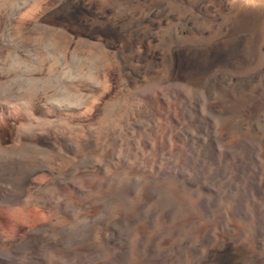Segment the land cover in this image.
Masks as SVG:
<instances>
[{"label":"rangeland","instance_id":"1","mask_svg":"<svg viewBox=\"0 0 264 264\" xmlns=\"http://www.w3.org/2000/svg\"><path fill=\"white\" fill-rule=\"evenodd\" d=\"M16 1L17 0H11V1L2 0L1 1L0 6L3 5L4 8L6 7V9L4 8L1 9L0 7V11H1L0 18L2 17L0 20L1 22L0 23L1 24L0 25V36H2L3 32L4 33L6 32V30L4 31V29L7 26L8 21H9L8 26L10 28L9 30L17 31L16 29H18V23L20 22V20L27 19V18L30 19L34 17L36 18L39 15V12L41 14V12H44L42 10L49 8V6L52 7L58 0H46L48 2H45V0H28L26 2H24L25 0L24 1L20 0L19 8L17 9L16 7H14L13 9V6L11 5H13L14 2ZM152 1L154 2V0H149V2H152ZM227 1L228 0H216V1L215 0H197V1L196 0H182V1L181 0H170V1L163 0L162 1L163 5L154 7L152 9H150L152 7V6H149L150 3H146L145 12L148 13L147 18L145 19L146 23L144 20L143 23H145V25L143 24L142 27L139 26V29H141L144 32V33L142 32L143 33L142 36H145L146 38L145 37L144 39L142 38L145 43L143 42L142 44L137 46V48L133 49V51L139 50L140 52L139 51L138 52L141 54L140 57L137 56L138 54L136 55L135 57L136 61L134 59V61L127 62L126 59L124 60V58H121L120 56L115 54L117 52L116 51L117 46L113 43L112 38L109 36L110 38H108L109 41L107 42V47L109 51L110 50L111 51L109 52V55H107V61L110 64L107 63L109 69H107L106 71V74L108 75L106 77H109V78H106L108 79L106 84H103V85L101 84V86H100V83L97 81H94V83L92 82L93 85H92L91 91L94 95H96L97 93L98 95L96 96L92 95L93 97L89 103L90 105L87 104L86 105L87 107L85 106V108H83L80 111L82 116L79 115L80 117L78 116L79 118H77V120L70 119V121L67 120L68 122L67 121L66 122L68 124L69 123L72 124L73 126L77 125L76 126L77 129L75 126H74L75 129L73 128V126H71L72 129H74V131L78 129L80 131H83V130H86L87 128H89L90 130L91 127H94L95 129V127L100 126V123L103 120L102 118H105V117L109 118V119L106 118L107 122L109 120L108 122L110 126V127L108 126V129L110 128L108 130L109 136L113 135L112 137H117L118 142L122 143V144L120 143L121 144L120 146L119 143L117 145H114V143L111 142L110 148L112 149L114 148L115 156H113L111 160V158L110 159L106 158L104 154H101L103 152L102 150L95 151V152L91 151L90 154H92L93 156L89 154V151H87L84 154L85 159L82 158L81 160H78L74 164L70 162L68 163V160L62 158L63 155L59 156L60 159L59 157H56L55 161L56 163L59 164V167L55 169V173L53 175L58 176V178L57 180L53 181L51 177L53 176L52 174L51 176L50 175L46 176L48 178L47 181H49V183L46 182L45 184L46 189L44 190V196H43L44 199L42 198V200H39V199L37 200L35 199L36 197L34 193L29 192V193L23 194V196H21L22 198H18L17 201L16 200H14L15 202L12 201L11 203L13 205L7 202H3V203L1 202L2 204L0 203V227H1L0 228V240H1L0 241V251L2 252L9 251V249L12 247L10 246V244L12 243H15V242L27 243V240L28 242L32 241L34 239L33 237H34L35 232L41 228H46V229L56 231V232L59 231L60 233L66 234L67 237L72 235L73 232H77L79 230L80 231L82 230V234L84 232L82 237H86L85 234L87 233L89 229H95V232H97V237L95 238L97 242L94 239L91 240L87 238L81 239V240H75V241L73 240L69 244V246H67L68 250L60 249V252L58 251V254H57L58 258L56 257L55 259H50L51 255H49L48 252H45L44 258L46 259V261L43 260L42 263H41V260L38 261V263L37 262L30 263L27 261L23 262L20 259H15V257L13 258L14 259L13 260L9 257L4 256L6 259L4 257L3 258L1 257L0 264H6V262H8L9 260L10 262L11 260H13L12 264L15 261L17 262L19 261V262L18 263L15 262L14 264H72L73 261L79 264H204L207 261L206 257H207V251L209 250L208 248L211 247L210 249H213V248L217 249V248H220L224 243H228V242H230L231 244L233 243L237 247L245 248L246 251H248L250 255L264 256V196H263L264 193L263 192L262 193L260 192V194L255 193L250 188H247L248 190L245 191L243 187H240L239 190L235 192L233 191L229 194L230 199L226 200V202L224 201L223 203H216L217 204L216 206L214 205L210 207L208 202L210 201V198L212 195L210 196V194L201 187L202 183L200 184L196 183L197 186H195L196 184L193 185L194 183L192 184L193 186L188 183L186 184L185 179L190 176H191L190 178H192L194 175H192V172H190L186 167H182V163H184L186 158L189 157V154L190 156L192 155L193 152L191 153L189 151L198 147L200 143L199 140L203 139V137H201V134L199 133V131H197L198 128L196 127V125L192 124V122L189 119H185L184 116H182L183 109H184L182 107L186 105V103H184L186 102L185 99L182 98V96H178L176 94L169 95L168 91L162 85V79H161L163 77L162 75L166 74L167 72L166 70L169 67L170 60L168 59V51L171 46H174L177 44L179 45V43L180 45H182L183 43V45L187 48H195V46L197 47L198 45L200 46L202 44L205 45V43L210 44L217 37L219 39L221 38L220 40H222L225 43H228V42L230 43L231 41L236 40V43L232 44V46H235V47L237 46L235 49L238 50V53L240 52L241 54L245 56V58H242V60L245 61L246 65L243 64L241 66H237V68L235 67L227 68V66L226 67L224 66L225 68L220 67L221 68L220 70H224V69L225 70L228 69L227 71L233 70L235 71V72L232 71L234 75L235 73L237 75V74H248V73L256 72V71L262 72V73L259 72L260 76L256 75L257 79L255 78L254 80L255 82L253 81V85L255 84L259 88L260 94H262V97H263V99H261L262 107L257 110L254 116L252 115L253 117L251 115L249 116V114L245 116L242 114V112H240L237 109H232L228 114L224 116L220 115L219 117H217L219 123H217L218 126L216 125L217 127L216 131L218 133L223 132V139H224L223 143L226 142L225 144H228V143L233 142L237 145L234 155L239 157L238 159L239 160L241 159L242 161L240 162L247 166V170H250L248 172L249 175L251 174L250 173L251 171H254L253 169L255 167V162L261 168V170L264 168V145H263L264 144V74H263L264 73V66H263L264 65L263 63L264 62V45H263L264 38L259 34L258 24H255L254 22L247 23L237 32V34L235 33L236 35L233 36L232 38V35L234 34V32L232 30L231 14H230L229 8L226 7ZM255 1L258 4L255 2L254 7L264 8L263 6L264 0H261V1L255 0ZM260 2H262L263 4ZM52 3L54 4L52 5ZM164 5H166V7ZM174 5H176V7H174ZM130 6H132L133 8L132 7L128 8L127 6L124 8L125 13L126 12L131 13L137 7L135 3H133V5H130ZM15 8L17 9V11ZM163 8L164 9L166 8V9L164 10ZM19 10H20V13H19ZM110 10L117 13L116 8L115 9L110 8ZM97 11H99V9ZM149 11H152V12H149ZM9 12H11L12 16L10 15ZM99 15L101 16L102 14H99ZM100 18H102V16ZM153 18H155V20H153ZM14 19H18V20L16 21ZM187 19L189 20L188 22H187ZM149 20L151 21V23H148L150 22ZM184 20L187 24L184 22ZM11 24H14V25L11 26ZM147 25L149 26V28ZM174 25L176 26L174 27ZM180 25L184 27L186 26L184 33L180 32L179 30V28L181 27ZM151 29L154 30V32ZM173 33L175 36L173 35ZM94 35L95 34H93V38L90 41L93 47L98 46L102 38H103L102 40H106L104 36H102L101 38L100 35L99 36L97 34L95 36ZM94 41H95V44L92 43ZM15 43L16 42L12 41L8 44L6 43L4 46H0L2 48V50L0 48V69L2 70V67H5L2 70L3 72L0 70L1 71L0 85L5 82H9L11 80H15V77L16 79H18V78H23L26 76L23 79H26V80L31 79L30 75L33 76V73L35 71L34 67H36L35 65L37 64L35 65L33 64L34 57L28 55V53H26L27 51H22L21 54L16 53V51L20 49V46ZM229 45L231 46V43ZM164 48H165V51H164ZM166 48H167V51H166ZM241 51H243V53ZM39 52H40L39 53L40 57H38L39 60L42 61V58L44 60L43 62H41L42 66L40 64V67H43L44 63L46 64L44 65V68H46L43 73L44 75L46 76L49 75L48 74L49 71L47 68L49 67L50 63L53 64V61L57 62L55 64L56 65L59 64L62 67L61 69L63 70L64 69L69 70L71 68L72 63L70 59H67L66 62L65 60H62V62H58L59 60L57 58L53 59V56L51 54L49 56V52H47V50L39 51ZM149 52L154 54V56L150 54ZM145 53L148 55H146ZM164 53L165 54L167 53V54L165 55ZM240 53L239 55L241 56ZM19 55H20V58L17 59ZM21 56H24V57H21ZM44 58H48V59H44ZM139 58L140 60H138ZM151 58L152 59L154 58V59L152 60ZM25 59L26 60L28 59L29 62H27ZM47 60H49L50 63L49 61L46 62ZM25 62L27 63L25 64ZM30 62L32 63L30 64ZM63 62L65 65L63 64ZM68 62H69V65H68ZM132 62L134 64H132ZM140 62L142 63L140 64ZM128 63L129 65L130 64L131 65L128 66ZM23 65H26V66H23ZM133 66L135 69L133 68ZM11 67H13V69L14 68L16 69L18 67L17 70L19 72L15 69L14 71H11L12 69ZM82 67H83V62H81L80 64L79 63L77 64L78 69L79 68L81 69ZM32 68H33V72L31 70ZM138 68H141V70ZM119 69H120V72H119ZM15 73H17V76H15L16 75ZM159 79H161L160 80L161 82L159 81ZM79 81H77L79 84L75 82L76 85L78 84L80 87L86 88L87 82L86 81L79 82ZM81 82L83 84H81ZM84 83H85V86H84ZM155 83H157L158 85L157 84L155 85ZM97 85L99 87V90H97L98 89V87H96ZM145 85H148V86H145ZM179 87H180L179 85H174L171 88H179ZM94 90L96 92H93ZM101 90L103 91L101 92ZM104 90H106V92ZM116 90L119 91V93ZM139 90L141 93L139 92ZM154 90H157V91L155 92ZM52 91L54 92L50 91L48 98L49 96L52 98V96L56 94L55 90H52ZM133 91L134 93L132 94ZM191 94H193V92ZM21 95H19V97H14L15 99L12 97L13 100L9 101L11 102L10 105L12 106L11 113L12 115L16 117L21 116V115H19V112L14 109L17 108V105L20 102L26 101L25 98L21 99L23 97ZM131 95H133V97ZM174 96H175V99H174ZM97 97H98L99 103L96 104ZM93 100L94 102H92ZM114 102H116L117 104ZM91 104L94 105V107L91 106ZM120 104H122L121 107H120ZM132 105H133V108H132ZM125 106L127 110L124 109ZM90 107H91V110L89 109ZM86 108L87 110H85ZM105 108L106 109L108 108V109L106 110ZM177 108L179 109L177 110ZM112 109L114 111H112ZM13 110L15 112H12ZM117 111L119 113H117ZM107 113H109L110 115ZM118 114H120L121 116ZM82 119L84 120V122H81ZM184 119L186 121H184ZM115 121H118V123H116ZM120 121H127L126 122L127 124H123L125 122H120ZM2 125H1L2 131L0 130V137L5 135L6 131L4 132V129L8 128V124H5L2 122ZM123 125L126 128V129L124 128L123 130V133L125 132L124 134L121 132L122 130H120V129H123L122 127ZM79 127H83V128H79ZM79 130L78 132L77 131L76 132L72 131V132L74 134H77V133L81 134L82 132L80 133ZM112 130H114V132ZM112 133H115V134H112ZM128 134L129 136H127ZM119 136L123 137V138L121 137L122 141L119 138ZM198 136L200 138H198ZM124 137L126 138V140ZM131 138H133L134 140ZM204 142L205 144H208L209 139H206V140L204 139ZM137 148L139 149L137 150ZM99 153L101 154V156ZM116 153L118 154L117 156H116ZM240 154H242L243 156H241ZM86 160L87 161L89 160V161L87 162ZM107 164L109 167L107 166ZM74 165L77 168H75ZM92 165H95V166H92ZM105 166H107L110 170ZM175 167H178L177 170L175 169ZM88 170L90 172H88ZM146 170L149 172H147ZM169 170H172V171H169ZM56 171H62V172L56 173ZM98 171L100 172L103 171V172L100 173ZM121 171H123L124 173ZM136 172L139 174L136 175ZM173 172H179V173L185 174L186 177H184L183 179L181 177V174L177 176V175H174ZM59 173L61 174L60 176H59ZM63 173H66V174L63 175ZM127 174H131V179H133V181L135 179L137 180V181L135 180L134 182L136 183L138 188L136 187L133 191H130L128 190V188L125 187L126 186L125 181H127L129 177V175ZM107 175L109 176L108 178H106ZM101 179H104V180H101ZM120 179H123L124 181L121 180L122 181L121 182ZM204 180H203V183L206 182L205 186L209 185L208 187L211 188L212 186L210 185L211 182L208 180L206 181ZM148 185L154 188L153 193L150 192L147 195H142V191ZM142 186H144L143 187L144 189L142 188ZM213 187L214 186H212V188ZM141 188L142 190H140ZM138 191L140 193H138ZM67 193L69 194L67 195ZM30 197L33 200L32 199L30 200ZM22 211L24 214L22 213ZM109 211L110 212L115 211V213H117V211H119L118 213L122 212L120 213V215L122 214L123 216V223L125 224L124 225L125 228L131 229L130 230L131 234L129 235V237L125 236V238L124 237L122 238L123 239L122 241L119 240L121 241V243L117 239H110V237L107 235L106 227L98 223L101 220V218L102 220L105 219L106 217L108 218V215L110 214ZM98 225L101 226L102 228L101 227L99 228ZM15 231L17 233V236L15 234ZM31 232L33 233V235ZM68 234L70 235L68 236ZM21 235L23 238L21 237ZM132 236L133 237L136 236L140 238L143 244L141 243L140 245H138L139 249H138V246L137 248L130 247L129 248L130 250L128 251V253H125L124 246L126 245L128 246V244H130V242L132 241ZM72 237L74 236L72 235ZM129 239H131L130 242H129ZM65 252L66 253L69 252V253L66 254ZM262 264H264V262H262Z\"/></svg>","mask_w":264,"mask_h":264},{"label":"bare ground","instance_id":"2","mask_svg":"<svg viewBox=\"0 0 264 264\" xmlns=\"http://www.w3.org/2000/svg\"><path fill=\"white\" fill-rule=\"evenodd\" d=\"M1 1H0V4H1ZM26 1H28V0H25L24 2H26ZM162 1L163 0H154V2L153 1L149 2V0H58L55 4L52 3V5L54 4L53 6L51 5L52 7L49 6V8H47V6H46L47 9L42 10L44 12H41V14L39 12V15L36 18L34 17V18H30V19L27 18V19L20 20V22L18 23V29H16L17 31L9 30L10 29L8 26L9 21L7 22V26L6 25H5L6 27L4 26L5 27L4 31L6 30V32L5 33L3 32L2 36H0V46H4L6 43L8 44L12 41L16 42L15 44L20 46V49L17 50L16 53L21 54L22 51H27L26 53H28V55L34 57V60H33L34 63L33 64L34 65L37 64V65H35L36 67H34L35 71L33 73V76L30 75L31 79H28V80L23 79L26 76L23 78H18V79H16V77H15V80H11L9 82H5V83L0 85V130L3 126L2 122L5 124H8V128L4 129V132L6 131L5 135L0 137V203L1 202L2 203L7 202L10 204L12 201H14V200L17 201L18 198H22L21 196H23V194L29 193V192L34 193V195L36 197L35 199L42 200V198L44 196V190L46 189L45 184H46V182L49 183V181H47L48 178L46 176L47 175L51 176V174L53 175L55 173V169H57V167H59V164L56 163L55 160H56V157H59L61 155H63L62 158L68 160V163L70 162V163L74 164L75 162H77L78 160H81L82 158L85 159L84 158L85 152L89 151V154H90L91 151L95 152V151L102 150L103 152L101 154H104V156L106 158H109V159L111 158V160H112L113 156H115L114 155L115 151H114V148L113 149L110 148L111 147L110 144H111V142H113L114 145H117L118 143L120 144L121 142H118L117 137H112L113 135L109 136V132H108V130L110 129V128L108 129L109 120L107 122V119H109V118H107V117L102 118L103 120L101 121L100 126L99 127L97 126L98 128L95 127V129H94V127H91L90 130H89V128H87L88 130L86 129L83 131H80L78 129L80 131V133L82 132L81 134H79V133L74 134L73 132H76V131L78 132V130L74 131V129H75L74 126L76 127L77 125L73 126L70 123L68 124L67 120H69V121H70V119L71 120H74V119L77 120V118L80 117L79 115H81L80 111L83 108H85V106L87 104L90 103L93 96L98 95V93L96 95H94L91 91V88L93 85L92 82L94 83V81H97L100 83V86H101V84L102 85L106 84V82L108 80L106 78H109V77H106V76H108L106 74V71H107V69H109L108 64H110L107 61V55H109V52L111 51V50L109 51V49L107 47V42L109 41L108 38L111 37L113 40V43L117 46V50H116L117 52L116 53L114 52L115 54H117L121 58H124V60L126 59L127 62L134 61V59L136 61V58H135L136 55L138 54L137 56L140 57L141 54L139 53L140 52L139 50H138L139 51L138 52V51H133V49L137 48V46L142 44L144 42L143 39L145 37V36H142L144 32L141 29H139V26L142 27L143 24L145 25V23H146L145 19L148 16V13L145 12L146 11L145 5H146V3H150L149 6H152L150 8V9H152L154 7L163 5ZM259 1H261V0H259ZM45 2H48V1L45 0ZM255 2H256L255 0H228L227 1L226 7L229 8V11L231 14L232 30L234 32V34L232 35V38H233V36H235L237 34V32L243 26H245L247 23H251V22L258 24L259 34L264 38V8L263 7H254ZM262 2H260V3H262ZM104 3H106V4H104ZM133 3H135L137 5V7L135 6L136 8L134 7L135 9L134 10L132 9L133 11L132 12L130 11L131 13H128V12L125 13L124 8L126 6L128 8L132 7L130 5H133ZM183 4H184V2H183ZM11 6H13V9H14V7H16L18 9L20 6V0H17ZM164 6L166 7V5H164ZM172 6H173V4H172ZM0 7H1V9L4 8L3 5H1ZM32 7H33V5H32ZM174 7H176V5H174ZM110 8H114V9L116 8L117 13L111 11ZM4 9H6V7ZM17 9H16V11H17ZM98 9H99V11H97ZM20 10H19V13H20ZM149 12H152V11H149ZM0 13H1V11H0ZM9 13L11 15V12H9ZM17 13H15V14H17ZM24 14H25V12H24ZM99 14H102L101 15L102 18H100L101 16ZM207 14H209V13H207ZM25 16H26V14H25ZM1 18H0V20H1ZM22 18H24V17H22ZM14 20L17 21L18 19H14ZM144 20H145V23H143ZM150 20H152V19H150ZM153 20H155V18H153ZM3 21H4V19H3ZM6 21H7V19H6ZM188 21L189 20L187 19V22ZM184 22H185V20H184ZM148 23H151V21ZM156 23H158V22H156ZM12 25H14V24H11V26ZM175 26L176 25H174V27ZM185 27L181 26L179 28L180 32L184 33ZM148 28H149V26H148ZM177 29H178V27H177ZM187 29H188V27H187ZM152 31L154 32V30H152ZM251 31H252V29H251ZM93 34H95V35L97 34L98 36L100 35L101 38H102V36H104L106 38V40H102L103 38L101 39L99 37L101 39L99 42L100 44L97 43L98 46L93 47V45L90 42L91 39L93 38ZM173 35H174V33H173ZM199 37H201V36H199ZM75 38H77V39H75ZM220 39L217 37L210 44L205 43V45L204 44H202L200 46L198 45L197 47L195 46V48H187L183 45V43H182V45H180V43H179V45L178 44L174 45V46L170 45L171 47L168 51V59L170 60L169 61L170 62L169 67H168V69L166 67L167 72L165 75H162L163 77L161 78L162 79V85L168 91L169 95H173V94L175 95L176 94L178 96H182V98L185 99L186 102H184V103H186V105L184 107L181 106L182 108H184L182 116H184L185 119H189L192 122V124L196 125V127L198 128L197 131H199V133L201 134V137H203V139L199 140V142H200L199 146L196 147L195 149L189 151L191 153L193 152L192 155L190 156V154L188 153L189 157H187L185 161L183 159L184 163H182V167H186L190 172H192V175H194L192 178H190L191 177L190 176V177H187L185 179L186 184L188 183V184L192 185L194 183L193 185H195L196 183H198V184L202 183L201 187L203 189H205V191H207L210 194V196L212 195L210 198V201L208 202L210 207H212L214 205L216 206L217 205L216 203H223L224 201L226 202V200L230 199L229 194L233 191L235 192V191L239 190L240 187H243V189H245V191L248 190L247 188H250L255 193H258V194H260V192L264 193V168L262 169L263 170L262 171L261 168L254 161L255 162V167L253 169L254 171L250 172L251 174L253 172V174L249 175L248 172L250 170H247V166L241 163L242 162L241 159L239 160L238 159L239 157L234 155V152L236 150L237 145L233 142L228 143V144H225L226 142L223 143V140H224L223 139V132L218 133L216 131V129H217L216 125H217V123H219L217 117H219L220 115L224 116V115L228 114L232 109H237L240 112H242V114L245 116H247V114H249V116L250 115L254 116L256 114L257 110L262 107V103H261L262 102L261 99H263L262 94H260L259 88L255 84H254L255 86L253 85V81L255 80L256 75H259L262 72L259 71L260 72L259 73L256 71V72H251L248 74H237V75L235 73V75H234V73H232L233 70H231V71L229 70L230 72L227 71L228 70L227 68H229V67L237 68V66H241V65L245 64V61L242 60V58H245V56L239 52L241 54V56H240L238 53V50L235 49L237 46L236 47L232 46V44L236 43V40L231 41L230 42L231 46H230L229 45L230 43L228 41H227L228 43H225ZM178 42H179V40H178ZM92 43L95 44V41ZM165 44H167V43H165ZM155 46H156V44H155ZM241 48H243V47H241ZM1 50H2V48H1ZM44 50H47V52H49V56L51 54L53 56V59L57 58L59 60L58 62H62V60H65V62H66L67 59H70L71 63H72L71 68L69 66L70 69L69 70L64 69L65 70L64 71L63 69H61L62 67L59 64H57V65L55 64L57 62L53 61V64H52V63H50L49 60H47L46 62L49 61V63H50L49 67L47 68L49 71L48 72L49 75L48 76L44 75L43 73L46 69V68H44V65H46V64L44 63L43 67H40L41 62H43L44 60L42 58V61H41L38 58V57H40L39 51H44ZM151 50H152V48H151ZM239 50H240V48H239ZM164 51H165V48H164ZM166 51H167V48H166ZM146 52H147V50H146ZM241 52L243 53V51H241ZM150 54H152V53H150ZM13 55H11V56H13ZM146 55H148V54H146ZM146 55H145V57H146ZM152 55L154 56V54H152ZM4 57H6V56H4ZM21 57H24V56H21ZM18 58H20V55L17 57V59ZM3 59H1V60H3ZM44 59H48V58H44ZM138 60H140V58ZM26 61L29 62L28 59ZM141 61H142V59H141ZM27 62H25V64ZM81 62H83V67L81 69L80 68L78 69L77 64L78 63L80 64ZM31 63L32 62H30V64ZM141 63L142 62H140V64ZM63 64H64V62H63ZM132 64H134V63L132 62ZM68 65H69V62H68ZM130 65L128 63V66H130ZM249 65H250V63H249ZM23 66H26V65H23ZM41 66H42V64H41ZM134 66H133V68H134ZM224 66L225 67L227 66V68H226L227 70H225V69L220 70ZM3 68H5V67H2V70H3ZM11 68H12L11 71H14L15 68L14 69H13V67H11ZM17 68L15 70H17ZM30 68H31V66H30ZM111 69H112V67H111ZM138 69L141 70V68H138ZM231 69H233V68H231ZM31 70L33 72V68ZM1 71H0V73H1ZM9 71H10V69H9ZM119 72H120V69H119ZM134 72H135V70H134ZM233 72H235V71H233ZM15 74H16L15 76H17V73H15ZM127 74H129V73H127ZM2 75H3V73H2ZM4 75H5V73H4ZM22 76H23V74H22ZM135 77H133V78H135ZM153 78H155V77H153ZM161 79H159V81ZM79 80L87 82L86 88L80 87L78 85L79 83L77 81H79ZM134 81H136V80H134ZM75 82H77L78 84L76 85ZM81 84H83V83L81 82ZM156 84L157 83H155V85ZM98 85L96 87H98ZM174 85H179L180 87L179 88H171ZM84 86H85V83H84ZM145 86H148V85H145ZM52 90H55L56 94L53 93L54 96H52V98L49 96V98H48L49 92L50 91L54 92ZM97 90H99V87ZM106 90H104V91L106 92ZM140 90H142V89H140ZM140 90H139V92H140ZM102 91L103 90H101V92ZM154 91L156 92L157 90H154ZM93 92H96V91L94 90ZM117 92L119 93V91H117ZM192 92H193V94H191ZM133 93H134V91L132 92V94ZM19 95L23 96L21 99L25 98L26 101L20 102L17 105L16 109H14L16 105L14 106L13 109L17 110L19 112V115H21V116L16 117V116L12 115V113H11L12 106L10 105L11 102H9V101L13 100L12 97L13 98L19 97ZM131 96L133 97V95H131ZM177 97H176V99H177ZM127 99H128V97H127ZM174 99H175V96H174ZM102 100H101V102H102ZM180 100H182V99H180ZM96 101H97L96 104L99 103L98 97H97ZM92 102H94V100ZM175 102H176V100H175ZM104 103H106V102H104ZM110 103H108V104H110ZM114 103H116V102H114ZM94 105L91 104V106H93V107H94ZM123 105H124V103H123ZM121 106H122V104H120V107ZM132 108H133V105H132ZM89 109L91 110V107ZM124 109H126V106ZM178 109L179 108H177V110ZM14 110L12 112H15ZM85 110H87V108ZM112 111H114V110L112 109ZM117 113H119V112L117 111ZM117 113H115V114H117ZM88 114H89V112H88ZM107 114H109V113H107ZM150 114H152V113H150ZM118 115H120V114H118ZM122 116H123V114H122ZM114 118H116V117H114ZM88 119H89V117H88ZM185 119H184V121H186ZM216 119H217V121H216ZM79 120H78V122H79ZM82 120H81V122H84V120L83 121ZM96 122H97V120H96ZM115 122L118 123V121H115ZM120 122H125L123 124H127L126 123L127 121H120ZM148 124H149V122H148ZM119 125H121V124H119ZM71 126H73L74 129H72ZM82 126H84V125H82ZM112 127H114V126H112ZM122 127H123V129H120V130H122L121 132L123 133V130L125 127H124V125ZM79 128H83V127H79ZM76 129H77V127H76ZM67 131H69V132H67ZM112 131L114 132V130H112ZM139 131H140V129H139ZM151 131H152V129H151ZM2 134H4V133H2ZM112 134H115V133H112ZM130 134H131V132H130ZM135 135H134V137H135ZM127 136H129V134ZM121 137L119 136L120 139H121ZM198 138H200V137L198 136ZM128 139H129V137H128ZM131 139H133V138H131ZM204 139L205 140L209 139L208 144H205ZM125 140H126V138H125ZM121 141H122V139H121ZM131 142H132V140H131ZM126 143H127V141H126ZM121 144H120V146H121ZM138 149L139 148H137V150ZM127 152H128V150H127ZM101 154H100V156H101ZM222 154H224V155H222ZM90 155H92V154H90ZM117 155L118 154L116 153V156ZM178 155H177V157H178ZM240 155L243 156L242 154H240ZM97 158H99V157H97ZM59 159H60V157H59ZM87 159H89V158H87ZM176 161H178V160H176ZM66 164H67V162H66ZM94 164H96V163H94ZM75 165H77V164H75ZM102 165H104V164H102ZM92 166H95V165H92ZM107 166H108V164H107ZM107 166H105V167H107ZM75 168H77V167L75 166ZM177 168L178 167H175L176 170H177ZM121 170H123V169H121ZM62 171H56V173H58V172L61 173ZM64 171H65V169H64ZM169 171H172V170H169ZM88 172H90V171L88 170ZM98 172H100V171H98ZM102 172H100V173H102ZM121 172H123V171H121ZM131 172H132V170H131ZM147 172H149V171H147ZM60 173H59V176L61 175ZM66 173H63V175ZM156 173H158V172H156ZM173 173H174V175H177V176H179V174H181V177L183 179H184V177H186L185 174H182L179 172H173ZM137 174H139V173L136 172V175ZM127 175H129L130 178L128 177L127 181H125L126 186L125 185L124 186L126 188H128V190L133 191L137 187L136 183L134 182L136 179L133 181V179H131V174H127ZM121 176H123V175H121ZM124 176H125V174H124ZM51 177H52L53 181L57 180V178H58V176H56V175L55 176L53 175ZM95 177H96V175H95ZM98 177H99V175H98ZM108 177L109 176L107 175L106 178H108ZM121 178H123V177H121ZM126 178H127V176H126ZM136 178H138V177H136ZM204 179L210 181L211 182L210 185H212L214 187L212 188V186H211V188H210V187H208L209 185L205 186L206 182L203 183ZM101 180H104V179H101ZM121 180H123V179H120V181ZM149 180H150V178H149ZM206 180H204V181H206ZM89 183H91V182H89ZM110 184H112V183H110ZM139 185H140V183H139ZM144 186H142V188ZM195 186H197V184ZM142 188L140 190H142ZM156 189H157V187H156ZM156 189H155V191H156ZM139 191H138V193H140ZM153 191H154V188H152V186L148 185L142 191V195H147L150 192L153 193ZM68 194L69 193H67V195ZM233 196H234V194H233ZM31 197H30V200L32 199ZM150 197H152V196H150ZM149 206H151V205H149ZM118 212L119 211H117V213H115V211L110 212V214L108 215V218L105 216L106 218L104 217L105 219H103V220L101 218L102 221L100 220L98 223L100 225H104L106 227L107 235L110 237V239H117L118 241L119 240L122 241L123 237L124 238H125V236L129 237V235L131 234V231H130L131 229L125 228V226H124L125 224L123 223V216H122V214L120 215V213H122V212H120V213H118ZM22 213H23V211H22ZM100 227L101 226H99V228ZM12 232H14V231H12ZM73 233H72V235L74 237H72V235H70V234H68V236L69 235L70 236L67 237L66 234L60 233L59 231L56 232V231H52V230H49L46 228L38 229L35 232L34 237L32 236L34 239L30 242H28V240H27V243H23V242H15L12 244L9 243L10 246H12V247L10 249L7 248V249H9V251H6V252L3 251L4 253L2 251H0V258L1 257L3 258L5 256V257H9V258L13 259L15 257V259H20L23 262L27 261L30 263H35V262L38 263V261L41 260V263H42L43 260L46 261V259L44 258L45 252H48L49 255H51L50 259H55L57 257L58 251L60 252V249L68 250L67 246H69V244L73 240L75 241V240H81V239L87 238V239H91V240L94 239L96 241L95 238L97 237V232H95V229H89L87 231V233L85 234L86 237H82L84 234V232L82 234V230L81 231L79 230V231L73 232ZM135 233H136V231H135ZM15 234L17 236L16 231H15ZM137 234H138V232H137ZM32 235H33V233H32ZM21 237H22V235H21ZM130 240L131 239H129V242H130ZM121 241H119V242L121 243ZM141 243H142V241L140 240V238H138L136 236H134V237L132 236V241L130 242V244H128V246L127 245L124 246L125 253H128V251L130 250L129 249L130 247L137 248V246L140 245ZM122 244H124V243H122ZM210 248H208L209 250L207 251V257H206L207 261L204 264H262V262H264V256L250 255L249 252L246 251L245 248L237 247L236 245H234L233 243L231 244L230 242L224 243L220 248H217V249H214V248L210 249ZM138 249H139V246H138ZM259 249H260V247H259ZM68 253H66V254H68ZM63 256H64V254H63ZM13 260H11V262L9 260L8 262H6V264H12ZM60 260H62V259H60ZM15 262H17V261H15ZM72 264H79V263H76L75 261H73Z\"/></svg>","mask_w":264,"mask_h":264}]
</instances>
